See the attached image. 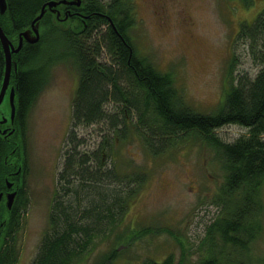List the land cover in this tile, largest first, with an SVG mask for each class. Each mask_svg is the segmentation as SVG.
Returning a JSON list of instances; mask_svg holds the SVG:
<instances>
[{
	"label": "trees",
	"instance_id": "16d2710c",
	"mask_svg": "<svg viewBox=\"0 0 264 264\" xmlns=\"http://www.w3.org/2000/svg\"><path fill=\"white\" fill-rule=\"evenodd\" d=\"M47 1L6 0L1 28L17 41L18 31L31 24ZM59 7L70 10L71 16L58 20L47 10L38 22L40 39L23 44L19 53L20 107H31L53 64L71 59L78 74L72 130L66 137L47 228L30 264H80L95 251L92 264H174L171 255L162 261L121 263L126 228L113 239L112 232L123 227L128 203L147 175H122L114 166L105 167V137L94 150L83 147L74 129L102 123L120 141L127 138V132L140 137L152 157L187 135L201 138L220 163L224 181L211 201L219 213L201 240L204 253L198 264H264V254H254V244L264 234V8L252 23L241 24L238 32L259 66L257 73L238 76L214 110L200 112L187 106L172 75L160 72L136 52L131 38L138 21L134 0H81L79 7ZM50 48L52 55H46ZM229 73L231 78V69ZM225 125L242 126L247 133L224 142L214 132ZM28 202L26 196L18 218L21 223ZM128 230L129 237L134 235L132 225ZM17 258L11 237L0 264H16Z\"/></svg>",
	"mask_w": 264,
	"mask_h": 264
},
{
	"label": "rangeland",
	"instance_id": "374dc122",
	"mask_svg": "<svg viewBox=\"0 0 264 264\" xmlns=\"http://www.w3.org/2000/svg\"><path fill=\"white\" fill-rule=\"evenodd\" d=\"M134 3L138 21L131 38L136 52L160 72L172 75L187 106L211 112L238 76L254 77L257 73L259 66L251 59L247 41L238 32L241 24L254 21L264 8V0H250L247 5L242 0H175L166 7L165 22L154 17L156 1ZM181 7L185 17L178 15ZM52 52L50 48L46 55ZM77 85L74 62H57L49 67L47 82L29 109L26 138L30 201L15 235L16 264L31 263L47 228L66 137L72 130V100ZM107 126H79L74 131L88 150L96 149L103 137L108 140L103 146L105 167L114 166L122 175H147L136 197L128 203L123 227L112 232L113 239L126 228L121 263L162 261L171 255L174 264H198L204 253L201 240L219 213L211 201L224 181V171L212 149L191 134L152 157L145 152L140 137L127 132V138L120 141ZM214 133L230 143L247 130L225 125ZM131 225L135 232L129 237ZM254 247V254H264V234ZM96 257L97 251L80 264H92Z\"/></svg>",
	"mask_w": 264,
	"mask_h": 264
},
{
	"label": "flooded vegetation",
	"instance_id": "af4514ba",
	"mask_svg": "<svg viewBox=\"0 0 264 264\" xmlns=\"http://www.w3.org/2000/svg\"><path fill=\"white\" fill-rule=\"evenodd\" d=\"M154 1L157 2L154 5V17L158 22H165L166 7L175 0ZM59 6L61 5L56 6L53 12L49 10L56 15L58 20H63L67 16H71L70 10L65 12V9ZM7 9L8 6L4 13H0V17L6 14ZM57 11L59 12V16L62 17H57ZM178 15L179 17H185L184 8L181 7L178 9ZM162 25L159 24L160 27ZM30 29L31 24L25 29L18 31L16 36L17 41L14 40L15 37L11 38L9 32H5L3 29L2 31L13 48L16 49L19 42V34ZM40 34L41 31L39 30V39ZM23 44L32 43L23 39L20 49L10 52L8 82L0 97V258L1 254L6 253L11 237L15 239L16 232L21 226V218L19 220L18 218L22 215L26 196L30 199L27 191L29 169L26 138L27 117L30 108L20 107V101L18 99L19 67L22 66L19 53ZM5 67L4 51L0 41V94L5 75Z\"/></svg>",
	"mask_w": 264,
	"mask_h": 264
},
{
	"label": "water",
	"instance_id": "95a60500",
	"mask_svg": "<svg viewBox=\"0 0 264 264\" xmlns=\"http://www.w3.org/2000/svg\"><path fill=\"white\" fill-rule=\"evenodd\" d=\"M58 5H69V6H75L79 7L81 5V0H50L42 4L40 8V12L35 16V18L31 22V29L25 32H22L19 34V42L17 45V48L14 49L10 41L7 39L6 35L2 31L0 27V41L2 44V48L4 51V57H5V62H6V67H5V75L4 79L2 82V87H1V94L0 97L5 90L8 82V75L10 72V52L11 51H17L20 49L22 40L25 39L30 43H36L39 40V26L38 22L41 20L43 15L47 10L54 11V8ZM7 4L6 0H0V13H4L6 10ZM56 10V9H55ZM57 17H59V12L57 11Z\"/></svg>",
	"mask_w": 264,
	"mask_h": 264
}]
</instances>
